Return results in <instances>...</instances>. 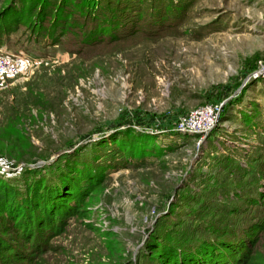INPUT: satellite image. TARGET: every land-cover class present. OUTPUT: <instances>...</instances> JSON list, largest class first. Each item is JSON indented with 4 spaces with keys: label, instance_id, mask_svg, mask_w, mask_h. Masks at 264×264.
<instances>
[{
    "label": "rangeland",
    "instance_id": "rangeland-1",
    "mask_svg": "<svg viewBox=\"0 0 264 264\" xmlns=\"http://www.w3.org/2000/svg\"><path fill=\"white\" fill-rule=\"evenodd\" d=\"M38 1L43 13L68 3L67 37L45 38L53 19L40 20ZM139 1L117 16L115 34L127 40L90 48L77 43L87 0H0V46L36 59L0 77V178L20 191L35 183L42 205L51 190L53 201L69 199L53 210L52 233L27 229L43 244H25L27 255L41 248L32 264H202L208 245L229 242L264 264V77L255 74L264 0ZM206 104H220L214 129H174Z\"/></svg>",
    "mask_w": 264,
    "mask_h": 264
},
{
    "label": "trees",
    "instance_id": "trees-1",
    "mask_svg": "<svg viewBox=\"0 0 264 264\" xmlns=\"http://www.w3.org/2000/svg\"><path fill=\"white\" fill-rule=\"evenodd\" d=\"M75 1L77 2L79 0ZM87 1L89 2L87 3V6L93 8L92 2H90V0ZM121 2L111 3L107 1L104 3L103 0H99L98 6L101 10H99L98 12L95 8H87L88 13H84L83 16L87 14L86 18L88 21L89 30L87 29V31H83V33L81 34V39L78 40L77 43H83L90 46V48H94L93 46H96L99 43L105 44L110 40H127V36H118L117 34H115L114 29L117 28L116 30L118 31V27H121L120 25H122L120 24L121 19H118L117 16L119 15V18H121V15L125 14L126 11L132 9L134 10V12H137L134 8L139 5L141 7H144V5L139 4V0L136 1L135 5L134 3H128L126 5H123L121 4ZM42 5L43 1H38L39 9L37 11L38 15L41 17L40 20L44 21L45 17H51V19H53L52 28L50 25V29L45 38L49 40L53 39L50 38V35H52L54 38L67 37L65 26L69 20V11L66 10V8H68V3L66 1L59 5L53 3L52 12L54 13H52L51 11H48V13H43ZM46 5L49 4L47 3ZM155 9L157 11L162 10V7L157 6ZM61 12L67 13V16H61ZM163 16L166 17V15L164 14ZM56 26L60 27L57 31L58 35H53V33L50 31L52 29L54 30ZM125 26H127V24ZM142 28H144L142 30H145V27ZM132 29H134V27H132ZM2 34H4V30H1L0 32V35ZM106 37L109 39L104 40V38ZM124 37L126 38L124 39ZM8 142L9 144H11L13 141L12 139H10L8 140ZM9 144L6 145L10 148V150H22L19 147L12 146ZM35 155L24 160H36L41 157ZM24 187V190L20 191L13 184L9 183L7 179L4 180L0 178V264H25V262L28 264H32L33 260H35V258H33V255L37 254L38 252L40 253L41 248L32 249L33 251L30 255H27L28 250L26 249L32 248L34 244H37V247H41L43 244L36 243L33 236L31 234H28L30 232L27 229L31 228V230L35 231V233H38L37 235H47L48 233H52L59 218L58 216H56V213L54 214L53 210L63 211V208H65L64 206H68L69 199H64V197H67L65 196L66 193L64 196H57L56 200L60 201L54 203L56 200L53 201L54 198L51 197V193L53 194L54 191L51 190L48 193V198L46 200L47 203L42 205V202H40L39 199L33 200L31 198L32 196H35L37 198L40 197V195L34 191V188H36L37 190H40V188L36 187L35 183L31 182L27 185H24ZM93 190L95 191V187L93 188ZM84 207L85 203L82 202L80 207L75 211V213L81 212ZM67 212H69V210H67ZM22 224L25 225L26 228L22 227ZM19 226L24 228V230L20 227L19 232L14 233L13 231L17 230ZM215 229L216 227L213 228L212 231H214ZM19 240H22V243H19ZM254 242L255 240L253 238L251 243L248 245L253 246ZM25 244L28 245L26 249L24 247ZM153 250L161 258H170L168 254L164 252L166 249H158L157 245H155ZM251 250L252 247L248 248V246L246 244L244 245V243H239L238 245L233 246L230 245L229 242L213 243L212 245H208L205 248L204 253L202 254V264H259L258 260L260 259V257L252 255ZM197 263L199 264V262ZM194 264L196 263L194 262Z\"/></svg>",
    "mask_w": 264,
    "mask_h": 264
},
{
    "label": "built area",
    "instance_id": "built-area-1",
    "mask_svg": "<svg viewBox=\"0 0 264 264\" xmlns=\"http://www.w3.org/2000/svg\"><path fill=\"white\" fill-rule=\"evenodd\" d=\"M26 53L13 51L0 46V77L12 75L22 70L25 62H35ZM257 76L264 77V61L259 62L255 72ZM220 104H206L188 111L177 118L174 129L179 133L189 135H206L218 124Z\"/></svg>",
    "mask_w": 264,
    "mask_h": 264
},
{
    "label": "water",
    "instance_id": "water-1",
    "mask_svg": "<svg viewBox=\"0 0 264 264\" xmlns=\"http://www.w3.org/2000/svg\"><path fill=\"white\" fill-rule=\"evenodd\" d=\"M60 153H57L56 155L58 156Z\"/></svg>",
    "mask_w": 264,
    "mask_h": 264
}]
</instances>
